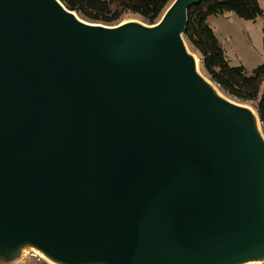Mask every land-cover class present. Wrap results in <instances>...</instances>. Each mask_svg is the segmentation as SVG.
<instances>
[{
	"label": "water",
	"instance_id": "1",
	"mask_svg": "<svg viewBox=\"0 0 264 264\" xmlns=\"http://www.w3.org/2000/svg\"><path fill=\"white\" fill-rule=\"evenodd\" d=\"M159 19L0 0V264L264 262V133Z\"/></svg>",
	"mask_w": 264,
	"mask_h": 264
},
{
	"label": "trees",
	"instance_id": "2",
	"mask_svg": "<svg viewBox=\"0 0 264 264\" xmlns=\"http://www.w3.org/2000/svg\"><path fill=\"white\" fill-rule=\"evenodd\" d=\"M68 9L90 22L113 25L125 13L139 15L145 23L157 21L171 0H60ZM233 12L244 20L263 14L259 0H201L187 12L184 31L187 44L198 53L207 77L230 98L252 105L264 133V62L249 73L242 65H231L222 43L208 22L209 16Z\"/></svg>",
	"mask_w": 264,
	"mask_h": 264
},
{
	"label": "rangeland",
	"instance_id": "3",
	"mask_svg": "<svg viewBox=\"0 0 264 264\" xmlns=\"http://www.w3.org/2000/svg\"><path fill=\"white\" fill-rule=\"evenodd\" d=\"M259 2L263 14L255 20L241 19L233 12L210 16L208 19L209 24L225 49L229 63L234 66L242 65L249 73L256 65L264 62V0H259ZM159 17L160 15L157 20ZM129 19L143 21L139 15L134 13H125L120 21ZM189 48L199 57L196 51L190 46ZM200 70L206 75L201 65ZM22 264L50 263L32 252H28L26 261ZM256 264H264V262H258Z\"/></svg>",
	"mask_w": 264,
	"mask_h": 264
},
{
	"label": "crops",
	"instance_id": "4",
	"mask_svg": "<svg viewBox=\"0 0 264 264\" xmlns=\"http://www.w3.org/2000/svg\"><path fill=\"white\" fill-rule=\"evenodd\" d=\"M210 17V16H209ZM209 17H208V19H209Z\"/></svg>",
	"mask_w": 264,
	"mask_h": 264
},
{
	"label": "bare ground",
	"instance_id": "5",
	"mask_svg": "<svg viewBox=\"0 0 264 264\" xmlns=\"http://www.w3.org/2000/svg\"><path fill=\"white\" fill-rule=\"evenodd\" d=\"M37 256H39V255H37Z\"/></svg>",
	"mask_w": 264,
	"mask_h": 264
}]
</instances>
